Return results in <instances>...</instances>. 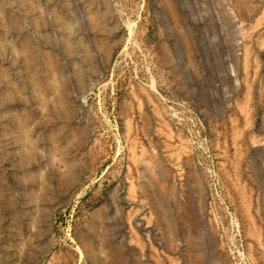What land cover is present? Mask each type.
<instances>
[{
  "label": "rangeland",
  "instance_id": "obj_1",
  "mask_svg": "<svg viewBox=\"0 0 264 264\" xmlns=\"http://www.w3.org/2000/svg\"><path fill=\"white\" fill-rule=\"evenodd\" d=\"M0 264H264V0H0Z\"/></svg>",
  "mask_w": 264,
  "mask_h": 264
},
{
  "label": "bare ground",
  "instance_id": "obj_2",
  "mask_svg": "<svg viewBox=\"0 0 264 264\" xmlns=\"http://www.w3.org/2000/svg\"><path fill=\"white\" fill-rule=\"evenodd\" d=\"M51 69V68H50Z\"/></svg>",
  "mask_w": 264,
  "mask_h": 264
}]
</instances>
